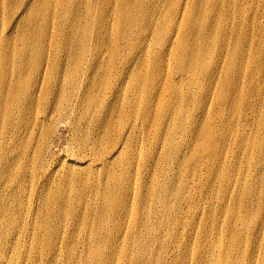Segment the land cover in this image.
<instances>
[{
  "label": "bare ground",
  "instance_id": "1",
  "mask_svg": "<svg viewBox=\"0 0 264 264\" xmlns=\"http://www.w3.org/2000/svg\"><path fill=\"white\" fill-rule=\"evenodd\" d=\"M19 7L21 28L7 36L24 46L0 68L3 136L17 142L4 162L23 171L31 159L49 185L33 201L27 186L0 188V264H33L32 253L53 263L62 250L70 264L85 246L86 264H264V0H54L43 15L23 0L0 14ZM95 40L107 58L89 50ZM48 96L49 117L74 124L85 152L58 177L46 165L50 129L36 132ZM77 110L101 136L117 131L109 153L100 138L86 144ZM230 144L257 169H221Z\"/></svg>",
  "mask_w": 264,
  "mask_h": 264
},
{
  "label": "rangeland",
  "instance_id": "2",
  "mask_svg": "<svg viewBox=\"0 0 264 264\" xmlns=\"http://www.w3.org/2000/svg\"><path fill=\"white\" fill-rule=\"evenodd\" d=\"M9 1H10V4L12 5L13 1H23V0H1L0 3L2 2L3 4H5V6H7L9 4ZM34 1L36 3H39V6L42 9L41 14L43 15L44 8L46 7V1L48 3H50L54 0H34ZM223 1L225 3L227 2V0H223ZM22 8L23 7H19L17 9V11L14 12V14H9L10 10L8 8H6V10H8L7 13L4 15L0 14V34L2 35V38L0 39V56H2L4 58V64L3 65L0 64V68L5 67V63L7 61L16 59L17 56H19L18 55L19 52L21 51V49L24 46V44H22V42L12 41L9 38V37H13L15 33H18L20 28H21V21L17 23L15 17L19 12H21ZM25 19L26 18L24 17V19L22 21H24ZM16 27H17V29H16ZM163 28L165 30V25L163 26ZM89 33L96 34V35H102L103 34V33H101L99 27H96L94 30L89 29ZM55 41L56 40H54V42ZM89 50L92 53H94L97 50L100 57H105V58L108 57L109 48H106L105 44H103L101 40L93 41V45H90ZM23 56H25L27 58H32L33 54L28 56V53H26ZM23 56H21V57H23ZM15 61H18V59H16ZM52 101H53V97L48 96L47 97L48 104H46V107L40 109V112L38 115H39V117H41V119H45V121H44L43 126H41V124L37 125L36 132L38 135H40L42 132H45V130L50 129V131L48 133V140H49L50 146H49V153H48V159H47L46 165L48 166L47 169L57 170V177H58V175L60 173H62L63 169H66V166L69 165L68 161L70 159L74 160V157L72 155H79L80 153H82V156H83L85 152L83 151L84 150L83 148L81 150L77 151V149H74V145L72 144V138L74 136H76V134L78 132V129L74 126V124H72V123L70 124L69 121H67V120L66 121H60L58 119V117H54V118L49 117L50 114H52V110L49 107V106L53 105ZM74 120H79V122H78L79 129L85 135L86 144L92 138H98V140L100 138V141L102 144L99 143V145L97 146V149H103L104 148L103 144H105V146L107 147L106 151H108V153L110 152V150L112 149V143H113L112 141L117 136V131L111 135V129H110V125H109L108 127H105L102 130L103 132H105V135L103 133L101 136V133H99V131L97 130V126L94 122L95 120L91 118V114L85 113L83 110H79V111L77 110L75 112ZM4 123H5L4 119L2 118V122H0V175L2 172L5 179H3V180L0 179V188L1 189L5 188V185H3V184H9V185L16 186L18 183L19 185L27 186V190H28L27 199H28V201H33L34 200L33 196L35 195L34 194L35 191L39 192L42 190H46L48 188L49 184H48L47 180L44 179V173L45 172L44 171L38 172L35 168L36 163L34 161H32L31 159L25 161L24 169H23V171H25L24 173H22L23 172L22 169H18V166H17L18 164L16 162H14V163H12L11 161L4 162L5 158H9L13 154L11 152L12 149L10 148V146L14 145V143H17L14 140L12 141V139H10V135L7 137V139L4 138V136L8 135L9 133L12 134V130L9 129V127H6ZM40 137L38 139H36L34 141V143H36L37 141H41ZM236 152H237V148H235L232 144L228 145L226 155H225V159H224L225 161H224L223 167L221 169H246L247 167H248L247 169H257V168H255L254 164L251 162V159L242 158L240 156V154L235 156ZM88 153L92 159V155H94V154H92L90 151H88ZM108 157H109V155L107 156V158ZM67 159H68V161H67ZM61 160H66L67 162H63ZM97 161L103 166L107 160L103 161L101 159H98ZM82 162H84V164H85V162H87V161H86V159H82ZM4 163L9 165L8 169H2L4 166ZM108 168L111 169V172H116V173L121 172V170H120L121 168L117 164H111L110 163V167H108ZM81 171H82L83 176L90 182L91 185L101 186V188H102V186H104V182L99 183L98 181H94L93 179H91V176L87 172H85L83 169H81ZM96 173L100 174V177H103L105 171H102V169H100V170L98 169V170H96ZM12 174L14 175V177L11 179L10 176ZM17 177H18V179L16 180ZM14 180H16V181H14ZM51 185L53 187L50 190L52 192H56V190L58 189L57 184H56V180L54 182H52ZM236 192H237V190H235V193ZM25 212L22 215L23 218L26 217L24 219V223H26V224L28 223L29 228H32V224L34 222L35 217L32 213H31L32 214L31 215L30 213L27 214L28 211H25ZM225 217L228 220L229 217H227L226 215H225ZM227 220H223V221L226 222ZM66 227H69V224ZM69 228L67 229L68 231L70 230ZM66 234L73 235L74 232L71 229ZM88 234H89V230H85L84 232H81L80 235H78V239L82 242H85V244H86ZM24 238H23V240H21L22 242L20 241L21 244H20L19 248L15 250V252L20 253L24 248L26 249L28 247L29 240L26 237H24ZM3 246L8 252L12 253V251L6 247V243L3 242ZM8 252H5V255H8ZM79 252H80V257L73 259L70 262V264H86L85 263V259L87 257L86 246L84 249L83 258H82L81 249ZM55 253L56 254H54L53 257L56 255L58 257L55 258L53 263H52V261L51 262L47 261V257H48L47 255H34L33 256V253L31 256V260H32L31 262H33V264H67V262L65 260L66 255H65V252H63V250H62V252H59V253L57 251H55ZM90 262H92V261H90ZM246 264H251V263H246Z\"/></svg>",
  "mask_w": 264,
  "mask_h": 264
}]
</instances>
